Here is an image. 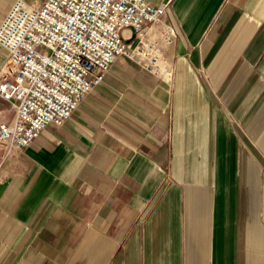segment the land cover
Returning a JSON list of instances; mask_svg holds the SVG:
<instances>
[{
	"label": "crops",
	"instance_id": "crops-1",
	"mask_svg": "<svg viewBox=\"0 0 264 264\" xmlns=\"http://www.w3.org/2000/svg\"><path fill=\"white\" fill-rule=\"evenodd\" d=\"M149 1L171 75L118 57L65 123L0 150V264H264V0Z\"/></svg>",
	"mask_w": 264,
	"mask_h": 264
},
{
	"label": "built area",
	"instance_id": "built-area-1",
	"mask_svg": "<svg viewBox=\"0 0 264 264\" xmlns=\"http://www.w3.org/2000/svg\"><path fill=\"white\" fill-rule=\"evenodd\" d=\"M165 8L149 0H14L0 21V98L14 109L0 125V150L25 148L46 125L65 123L118 57L170 76L175 32L157 26Z\"/></svg>",
	"mask_w": 264,
	"mask_h": 264
}]
</instances>
